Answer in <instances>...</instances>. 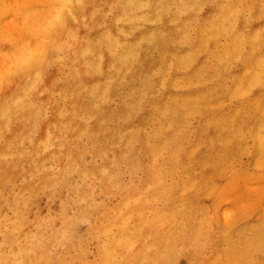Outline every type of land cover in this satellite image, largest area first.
Returning <instances> with one entry per match:
<instances>
[{"label":"clouds","instance_id":"clouds-1","mask_svg":"<svg viewBox=\"0 0 264 264\" xmlns=\"http://www.w3.org/2000/svg\"><path fill=\"white\" fill-rule=\"evenodd\" d=\"M0 264H264V0H0Z\"/></svg>","mask_w":264,"mask_h":264}]
</instances>
